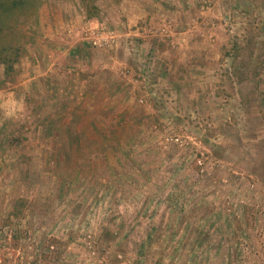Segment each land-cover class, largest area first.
<instances>
[{"label":"rangeland","instance_id":"374dc122","mask_svg":"<svg viewBox=\"0 0 264 264\" xmlns=\"http://www.w3.org/2000/svg\"><path fill=\"white\" fill-rule=\"evenodd\" d=\"M49 1L0 89V264H264V0Z\"/></svg>","mask_w":264,"mask_h":264},{"label":"trees","instance_id":"16d2710c","mask_svg":"<svg viewBox=\"0 0 264 264\" xmlns=\"http://www.w3.org/2000/svg\"><path fill=\"white\" fill-rule=\"evenodd\" d=\"M40 0H0V65L3 78L0 89L16 82L20 72L19 61L26 54V44L31 41V28L28 26L37 15ZM25 199L17 200L7 220L12 224L25 207ZM19 232L12 236L14 248L19 242Z\"/></svg>","mask_w":264,"mask_h":264},{"label":"crops","instance_id":"0c3cea01","mask_svg":"<svg viewBox=\"0 0 264 264\" xmlns=\"http://www.w3.org/2000/svg\"><path fill=\"white\" fill-rule=\"evenodd\" d=\"M51 1V0H50ZM50 1L48 2V3H50ZM241 1V0H240ZM240 1L239 0H228V2H230V5L232 6H242L243 5V3L242 4H239L240 3ZM55 3V1H52V3ZM51 7H53V4H50L49 5V10L51 11ZM61 15L59 14V12H55L54 14L53 13H50V16H48V17H52L51 19L53 20H51L50 18H48L49 19V21L51 22L50 23V25H52V22L53 23H55V24H58L59 25V20H58V17H60Z\"/></svg>","mask_w":264,"mask_h":264}]
</instances>
